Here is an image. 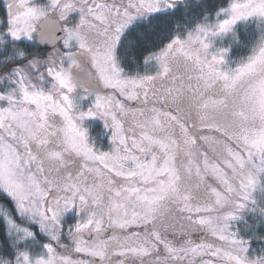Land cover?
<instances>
[{"label": "snow or ice", "instance_id": "obj_1", "mask_svg": "<svg viewBox=\"0 0 264 264\" xmlns=\"http://www.w3.org/2000/svg\"><path fill=\"white\" fill-rule=\"evenodd\" d=\"M0 264H264V0H6Z\"/></svg>", "mask_w": 264, "mask_h": 264}, {"label": "rangeland", "instance_id": "obj_2", "mask_svg": "<svg viewBox=\"0 0 264 264\" xmlns=\"http://www.w3.org/2000/svg\"><path fill=\"white\" fill-rule=\"evenodd\" d=\"M5 2H6V0H0V5L2 6V4L5 3Z\"/></svg>", "mask_w": 264, "mask_h": 264}, {"label": "trees", "instance_id": "obj_3", "mask_svg": "<svg viewBox=\"0 0 264 264\" xmlns=\"http://www.w3.org/2000/svg\"><path fill=\"white\" fill-rule=\"evenodd\" d=\"M1 6V5H0Z\"/></svg>", "mask_w": 264, "mask_h": 264}]
</instances>
